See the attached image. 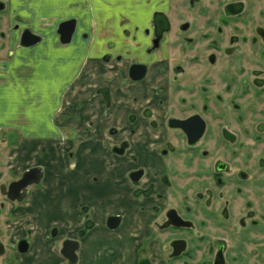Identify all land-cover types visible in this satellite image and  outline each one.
Segmentation results:
<instances>
[{"label":"flooded vegetation","instance_id":"obj_1","mask_svg":"<svg viewBox=\"0 0 264 264\" xmlns=\"http://www.w3.org/2000/svg\"><path fill=\"white\" fill-rule=\"evenodd\" d=\"M15 1L0 0V67L2 55L43 40ZM258 3L87 1L103 15L91 22L90 49L74 68L44 76L59 96L46 130L84 137L73 159H3L4 171L26 164L14 173H2L0 159V216L2 201L10 203L15 232L3 238L0 219V264H264ZM68 18L73 28L62 42L57 25ZM3 20L5 41L17 30L11 49L2 44ZM77 22H56L58 45L76 36ZM24 28L38 36L26 46ZM31 167L38 179L18 184ZM109 216H117L112 226ZM67 240L75 241L72 262L61 251Z\"/></svg>","mask_w":264,"mask_h":264},{"label":"rangeland","instance_id":"obj_2","mask_svg":"<svg viewBox=\"0 0 264 264\" xmlns=\"http://www.w3.org/2000/svg\"><path fill=\"white\" fill-rule=\"evenodd\" d=\"M256 6L258 11H263L264 4L258 3ZM4 24L5 20H3L2 27V44L5 43L11 49L10 47L16 45L14 40L16 39L17 30L14 32L8 31L7 40L5 41V31H7L8 27ZM5 48L3 47V50ZM30 49L19 47L16 52L14 51V56L21 53L25 57L17 58V55L15 57L13 55H2V65L0 67L3 76V79L0 80V89L2 91V96H0V120H3L2 128L0 127L2 173H14L26 165L25 163H16V168L13 167L10 171H4L9 161L4 163L3 159H38L41 163H46L43 159H73L76 143L78 139L84 137L80 136L77 138L73 131L62 132L65 135L61 137V134L58 136L57 132L51 130V133H48L46 130V128L50 127L48 123L49 113L59 103L58 87L57 84H48L45 81L46 79L42 78L44 72L41 73L40 69L35 72L31 65L27 64L32 54ZM2 53L4 52L2 51ZM38 53L36 51L35 53L33 52L34 55ZM88 69L89 65L83 66L81 75H85ZM91 72H93V67H91ZM84 82H91V79H85ZM90 87L92 86H87L88 89ZM47 90H53L50 94L52 96H46ZM47 135L48 137H46ZM27 138L32 144L31 149L30 143L26 141ZM14 152L16 155L12 156ZM6 175L3 174V177ZM9 208L12 209L10 203L2 201L0 219L3 238L6 235L12 237L15 233L11 222L13 220L11 217L12 212H10ZM83 244L85 247H83L82 252L86 254L88 253L87 243L83 241Z\"/></svg>","mask_w":264,"mask_h":264},{"label":"crops","instance_id":"obj_3","mask_svg":"<svg viewBox=\"0 0 264 264\" xmlns=\"http://www.w3.org/2000/svg\"><path fill=\"white\" fill-rule=\"evenodd\" d=\"M88 0H17L11 4L16 12L22 13L28 19V24L43 35V40L30 49L31 57L27 64H30L35 72L38 69L44 76H57L63 67H73L76 61H80L81 54L88 51L92 45V21L99 17L95 8L88 9ZM95 5V3H92ZM98 7V6H97ZM76 15L77 34L65 45H58L51 29L56 22L63 17ZM87 31V36L80 38L81 31ZM27 48V47H20ZM17 51V50H16ZM15 51V52H16ZM35 51L38 54H33ZM18 57H25L23 54H16ZM29 58V57H27ZM16 62V61H15ZM47 70V71H45ZM57 71V72H56ZM2 94V93H1ZM2 96V95H0ZM1 110V108H0ZM1 112V111H0Z\"/></svg>","mask_w":264,"mask_h":264},{"label":"water","instance_id":"obj_4","mask_svg":"<svg viewBox=\"0 0 264 264\" xmlns=\"http://www.w3.org/2000/svg\"><path fill=\"white\" fill-rule=\"evenodd\" d=\"M73 28V19L68 18L65 20H62L58 23L57 25V31L59 33V40L62 42H65L69 39V35L72 31ZM38 39V36L30 32L27 28H24L20 34L19 42L20 44L26 46L29 44L34 43ZM39 176V169L37 167H31L27 170H25L22 173L21 178L18 180V184H26L28 182L36 181ZM13 186H10L12 188ZM11 196V195H10ZM117 219V216H109L107 220L110 222V226L115 224V221ZM68 243L66 242V251L63 249L61 250L62 252L65 253V255L68 257V262H72L74 259V254L72 251V248L75 246V241L72 240H67ZM65 245V243H64Z\"/></svg>","mask_w":264,"mask_h":264}]
</instances>
